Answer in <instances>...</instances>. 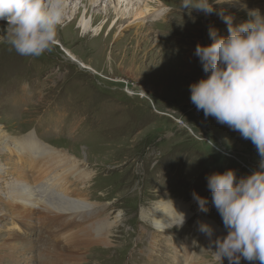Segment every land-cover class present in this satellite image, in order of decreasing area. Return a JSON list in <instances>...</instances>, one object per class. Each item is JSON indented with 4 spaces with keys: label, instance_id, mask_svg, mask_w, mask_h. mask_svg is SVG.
Segmentation results:
<instances>
[{
    "label": "rangeland",
    "instance_id": "374dc122",
    "mask_svg": "<svg viewBox=\"0 0 264 264\" xmlns=\"http://www.w3.org/2000/svg\"><path fill=\"white\" fill-rule=\"evenodd\" d=\"M82 1L74 0L80 14L67 10L54 50L39 58L18 55L4 38L7 21L0 22V127L6 135L19 139L24 133L41 132L42 136L37 134L40 139L30 135L43 148L55 150L64 163L73 161L77 168L72 173L77 175L69 178L70 190L95 205L99 217L91 220L93 223L74 218L64 235L51 236L37 221L23 226L8 213L0 215V264H217L212 239L215 241L216 231L226 228L212 203L208 177L234 170L239 181L264 168L250 140L215 117H205L192 103L190 86L210 75L203 70L195 49L198 44L210 46L214 42L210 30L221 37L229 35L225 16L233 18V25L239 19L237 24L241 25L252 19V10L264 15V0H209L215 11L208 15L196 10L189 14L182 0H163L170 11L158 19L161 21L147 18L141 35L136 34L137 27L124 32L115 27L114 31L111 22L103 41L93 33L82 34L79 22L86 6L89 18L102 13L104 4L113 1L93 7L80 4ZM69 52L96 73L70 61ZM50 111L63 112L74 122L71 134L66 128L67 140L46 137L47 126L41 122L56 118ZM81 122L90 128L73 137L83 128L79 127ZM57 126L56 121L48 126L49 134ZM40 159L31 161L23 152L8 147L0 153V166L10 183L15 179L36 182L35 189H39L47 184V168L51 169L40 164ZM80 173L86 176L83 185L76 183ZM193 192L208 201L207 212L199 210ZM169 199L178 212L188 216L187 226H174L175 209L164 202ZM158 206L170 219L163 230L150 218ZM193 211L200 212V218L192 229ZM102 218L112 224L104 233L109 244L90 250L82 247L77 250L79 261L67 262V254L61 255L67 238L89 226L96 230ZM205 224L214 230L211 237L201 231ZM19 226L31 232L33 239L45 238L47 243L32 241L37 245L30 250L32 238L25 237L26 242L15 244V234L23 236L16 231ZM184 232H196L204 242L200 248L193 246L195 260L187 255L189 248L183 259L175 254V239ZM11 246L16 247L9 250ZM224 260V264L229 261Z\"/></svg>",
    "mask_w": 264,
    "mask_h": 264
},
{
    "label": "clouds",
    "instance_id": "9594fccd",
    "mask_svg": "<svg viewBox=\"0 0 264 264\" xmlns=\"http://www.w3.org/2000/svg\"><path fill=\"white\" fill-rule=\"evenodd\" d=\"M182 7L189 14L215 11L209 0H182ZM249 15L252 19L239 26L233 25L231 16L223 17L229 35L221 37L210 30L214 42L196 46L195 55L210 75L190 86L191 101L205 117H215L250 140L264 168V15L258 9ZM66 17V0H0V21L8 23L4 38L26 58L54 50ZM208 188L228 230L226 237L212 241L217 248L211 251L213 260L223 264L226 257L230 264H240L241 259L264 264V171L239 181L234 170L216 173L208 177ZM192 195L199 210L207 212L208 201ZM164 202L175 209L170 199ZM185 221L186 215L175 209L174 226L182 227ZM201 231L209 237L214 233L206 224Z\"/></svg>",
    "mask_w": 264,
    "mask_h": 264
},
{
    "label": "bare ground",
    "instance_id": "6f19581e",
    "mask_svg": "<svg viewBox=\"0 0 264 264\" xmlns=\"http://www.w3.org/2000/svg\"><path fill=\"white\" fill-rule=\"evenodd\" d=\"M104 1L105 0H83L80 4H89L93 7L102 5ZM112 1V4H104L102 13L92 14V16H90L89 18L88 16L90 15V13L86 6L79 22V28L82 30V34L89 36L91 33H93V37L95 36V38L103 41L104 30L111 22L114 23L113 30L115 27H118L120 31L124 32L130 28L137 27L136 34H140L139 31L146 27V23H148L145 22L147 18H149L151 21H161L162 18L166 15V11H170V9L163 4V0ZM66 3L67 10L74 9L75 15L80 14L81 9L78 8L76 4H74V0H66ZM150 14L152 15V18H150L151 16L149 17ZM75 15L72 17V21L75 20ZM99 21H101V24L96 26L97 22ZM237 23H239V19H237ZM237 23L234 26H239V24ZM58 42L60 41L58 40ZM67 54L69 56L68 58H70V61H74L75 63L78 62L80 68L95 72V70L91 66H88L83 61L72 55L70 52ZM42 146L44 145H39L38 140L32 135L26 137L22 136L19 139V137L6 135L3 129L0 127V147L3 149L0 150L1 152L7 150V148L10 147L19 152H23L25 158H31V161L40 159L42 157L39 163L43 166L49 165L48 167L51 168H47L49 172V175L46 178L48 179L47 184L44 187H39V189L37 188V190L34 186L35 184H37L36 182L31 183V181L29 182L15 179L10 183L8 175L6 173H3V168L0 166V215L8 213L15 220L16 224L23 226L24 224L29 225V222L37 221L38 224H42V226L44 225V227L46 228V234L51 236L55 234L64 235L70 227V221L74 218L83 220L88 223H93L94 221L91 222V220L99 217V215L95 214L94 211L96 206L90 204L81 196H74L73 191L70 190L69 185L71 184V180L69 181V178L73 177V174L77 175L74 172L72 173V171L77 168L74 165V162L67 159L68 162L64 163V158L62 156L59 157L58 154H54V152L56 151L53 150L50 146L49 148H43ZM36 153H38V155L40 153L43 154H41L40 158L38 156V158H36ZM53 155H58V157L56 156V158H54ZM52 170H56L57 172L53 174ZM77 180V184L83 185L86 180V176H84L83 173H80V176L79 178H77ZM68 181L69 184L67 183ZM66 183L67 186H65ZM58 184L62 185V187H59ZM82 189H84L83 186ZM3 198L9 201L1 202L3 201L1 199ZM150 218L151 221L154 222L155 226L160 230H163L165 227H167L170 222L167 214L163 212L162 206L156 207V209L152 211ZM111 228V223H108L106 219H100L98 221V228L96 230L93 229V227L89 226V228L78 232L77 235L75 234V236L72 235L68 237L67 244H65L66 246L61 249V255L66 253L68 257L67 262L77 263L80 259L79 255H77L78 249H82V247H85L86 250H90V248L93 246L97 247L109 244L108 237L104 233ZM216 233H218V235H214L215 240H217V238H221L222 235H228V233L224 230L216 231ZM15 235L16 236L12 238V241H14L15 244L26 242L25 237L17 234ZM32 240L34 239L32 238L30 241L32 242ZM212 240L214 241V239ZM36 245L37 244L31 243L29 249L33 250ZM15 247L16 246H11L8 248L9 250H14ZM213 247L214 250H217L215 245H213ZM62 262L66 261L63 260ZM247 264H259V261H247Z\"/></svg>",
    "mask_w": 264,
    "mask_h": 264
}]
</instances>
